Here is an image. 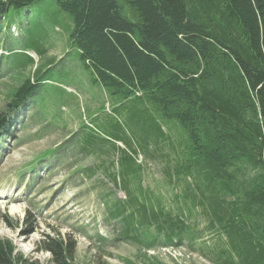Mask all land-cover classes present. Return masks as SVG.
<instances>
[{"label":"trees","instance_id":"trees-1","mask_svg":"<svg viewBox=\"0 0 264 264\" xmlns=\"http://www.w3.org/2000/svg\"><path fill=\"white\" fill-rule=\"evenodd\" d=\"M62 12L72 21L70 45L93 80L121 105L133 98L142 113L176 120L189 142L196 186L175 195L181 204L173 213L143 187L136 162L138 153L151 155L165 139L159 124L135 137L105 119L109 135L84 131L78 138L79 152L97 158L82 172L103 175L124 193L105 203L107 218L122 225L121 238L147 251L200 241L209 232L224 238L215 251L205 241L199 245L212 263L264 264V0H0V32L17 27L20 41L31 37L13 52L7 71L32 67L29 51L46 52L41 29ZM50 64L35 67L8 93V111L49 80ZM9 115L0 113V136L12 123ZM246 170L252 177L237 182L234 171ZM197 207L207 219L199 231L185 219ZM46 245L52 264H72L68 244ZM0 264L41 263L0 237Z\"/></svg>","mask_w":264,"mask_h":264},{"label":"rangeland","instance_id":"rangeland-1","mask_svg":"<svg viewBox=\"0 0 264 264\" xmlns=\"http://www.w3.org/2000/svg\"><path fill=\"white\" fill-rule=\"evenodd\" d=\"M61 14L63 17L45 21L40 47L46 52L39 56L27 52L34 62L22 71H7L6 67L12 63L13 52L22 50L31 37L22 35L20 41L17 27L0 32V49L9 52L0 59V113L7 112L12 118L0 136V237L11 239L20 252L41 264H52V255L45 248L51 240L70 246L72 264H214L203 256L199 245L205 241L208 249L215 251L224 242L219 234L205 232L200 241L185 240L179 247L156 246L146 251L122 239V225L107 218L105 203L114 196L123 199L124 193L103 175L87 177L82 172L83 166L97 161L93 154L78 150V138L84 131L99 138L109 135L104 120L110 119L113 128L121 126L137 137V131L159 124L165 139L151 155L138 153L136 162L142 164L143 187L158 194L173 213L181 204L175 195L196 186L195 170L188 166L192 162L189 142L176 120L157 112L158 116L142 113L141 101L133 98L121 105L118 96L95 82L77 49L70 45L71 18L66 12ZM46 63H51L49 80L28 97L24 106L8 111V93L22 78L31 77L35 67ZM132 110L139 118L138 125ZM85 126L87 129L82 128ZM116 145L122 147L119 142ZM49 150L54 153L44 155ZM41 156L45 157L40 160ZM233 174L240 182L254 173L246 170ZM185 219L197 231L207 225L200 207L186 213Z\"/></svg>","mask_w":264,"mask_h":264}]
</instances>
